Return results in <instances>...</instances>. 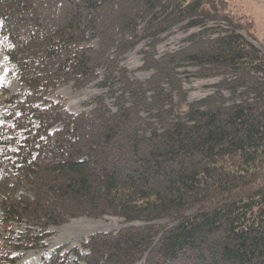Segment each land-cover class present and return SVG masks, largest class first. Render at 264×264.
I'll list each match as a JSON object with an SVG mask.
<instances>
[{"label": "trees", "instance_id": "16d2710c", "mask_svg": "<svg viewBox=\"0 0 264 264\" xmlns=\"http://www.w3.org/2000/svg\"><path fill=\"white\" fill-rule=\"evenodd\" d=\"M177 26L185 43L158 53ZM243 30L255 40L229 0H0L5 64L26 88L0 123V264L103 215L144 224L41 264H264V51ZM145 42L140 80L122 61ZM190 77L218 81L190 102ZM98 79L114 110L50 98Z\"/></svg>", "mask_w": 264, "mask_h": 264}, {"label": "rangeland", "instance_id": "374dc122", "mask_svg": "<svg viewBox=\"0 0 264 264\" xmlns=\"http://www.w3.org/2000/svg\"><path fill=\"white\" fill-rule=\"evenodd\" d=\"M229 1L231 2V9L233 12L245 14L251 21H253L255 40L250 38L245 30L241 32L264 51V0ZM189 33L190 31L187 32L180 26L175 27L171 32L165 35L164 39L159 44L157 48L158 53L177 49L185 43L184 39ZM2 47L3 45L0 40V123H10L4 115L9 106L8 102L15 96H22L26 92V88L22 85L16 74L10 72L6 67ZM146 48V42L141 43L135 49L128 52L122 61V65L128 68L130 75L140 80H146L152 73L140 69L143 64V50ZM189 69L194 70V68ZM99 81L100 79L82 88H77L73 83H69L60 88L50 98L52 100L62 99L71 112L80 113L82 111L90 112L94 109L96 105L94 98L102 95L107 105L114 110L115 98L108 93L107 89L100 87ZM217 81L218 78H184L183 85L188 92V101H195L210 94L213 91L210 86ZM162 222L170 225L173 224V221L170 219ZM143 224L144 223L142 222L128 223L122 217L113 215L77 217L63 225L51 227V235L45 240V246L36 250L20 252L19 259L14 264H41L45 258L63 244H67L69 247H78L79 249H82V243L90 234L105 231L116 232L129 225L140 226ZM18 229H22V227H18ZM67 249L69 248H66V250ZM68 264L84 263L76 261L75 257H71V261Z\"/></svg>", "mask_w": 264, "mask_h": 264}, {"label": "bare ground", "instance_id": "6f19581e", "mask_svg": "<svg viewBox=\"0 0 264 264\" xmlns=\"http://www.w3.org/2000/svg\"><path fill=\"white\" fill-rule=\"evenodd\" d=\"M199 28V27H198Z\"/></svg>", "mask_w": 264, "mask_h": 264}]
</instances>
